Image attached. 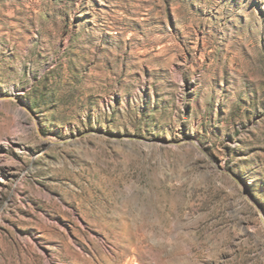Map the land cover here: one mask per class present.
<instances>
[{"label":"rangeland","instance_id":"rangeland-1","mask_svg":"<svg viewBox=\"0 0 264 264\" xmlns=\"http://www.w3.org/2000/svg\"><path fill=\"white\" fill-rule=\"evenodd\" d=\"M0 264H264V0H0Z\"/></svg>","mask_w":264,"mask_h":264}]
</instances>
